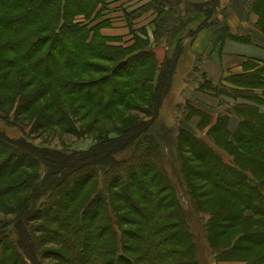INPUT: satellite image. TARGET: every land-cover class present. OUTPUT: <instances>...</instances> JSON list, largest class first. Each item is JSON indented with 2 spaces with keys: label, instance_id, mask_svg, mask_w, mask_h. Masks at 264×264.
<instances>
[{
  "label": "trees",
  "instance_id": "obj_1",
  "mask_svg": "<svg viewBox=\"0 0 264 264\" xmlns=\"http://www.w3.org/2000/svg\"><path fill=\"white\" fill-rule=\"evenodd\" d=\"M102 4L0 0V264H201L166 164L167 132L153 126L202 29L218 54L249 35L232 33L220 0H149L125 12L155 14L151 35L137 21L124 37L101 31ZM246 10L264 34V0ZM173 36L159 62L154 46ZM199 60L185 119L198 115L194 126L205 131L196 135L185 120L176 133L180 180L213 261L264 264V60L245 57L241 71L216 82ZM65 134L91 143L32 140Z\"/></svg>",
  "mask_w": 264,
  "mask_h": 264
},
{
  "label": "rangeland",
  "instance_id": "obj_2",
  "mask_svg": "<svg viewBox=\"0 0 264 264\" xmlns=\"http://www.w3.org/2000/svg\"><path fill=\"white\" fill-rule=\"evenodd\" d=\"M149 0H103V4L101 8L105 9L103 17H105V28L101 30L104 33L108 34H122V36L129 32L131 28H133L135 25L133 23L137 21H147L146 28L149 31V35H151L152 29H148L152 27V24H149L150 19L155 15H150L148 12L142 14L140 17L136 18L135 20L132 19V14H129V16H126L125 11H130L132 9H136L137 7H143L144 3H146ZM224 6L223 4H221ZM227 12H228V7ZM143 10V9H140ZM134 15H139L140 11L136 10ZM200 21V18H198L195 22L192 24L185 23L184 29H188V27H195L196 24ZM132 24L134 25L132 27ZM183 23H179V25L174 26L176 29L178 26L182 25ZM123 27L124 30H120L119 28ZM126 29V30H125ZM179 29V28H178ZM210 31L209 29H202L198 35L196 36L198 43L203 44L204 47H202L201 51L208 49V41H207V34L209 35ZM121 36V37H122ZM119 38L121 41H124L122 38ZM124 37V36H123ZM195 38V39H196ZM194 39V40H195ZM185 44L188 43V38H184L183 40ZM176 38L174 36L171 38L170 43L162 42L159 45L154 46V50L157 54V56H160V49H163L165 52L170 53L172 49L175 46ZM164 43V44H163ZM171 45L169 47V50H166L167 45ZM186 50L183 51V54L181 55V58L179 60L176 72L173 77L171 89L167 96L165 97L162 106L159 110L158 118L153 126L154 133L158 132H167L166 137L167 141L165 142L167 150H166V158H167V166L169 168V171L173 175V178L175 180V186L177 195L179 196V199L181 200V205L185 207L188 212H190V215L192 216V223L191 227L193 229V232L195 234V240L197 244V254L200 260L201 264H213V257L211 254V250L208 247V244L205 240V234H204V226H203V219L194 214L191 211V208L188 203L187 196L185 195V176H183V183L180 180L181 176L178 173V165H177V152H176V145H175V139H176V133L179 131L181 133H185V120L189 123L191 130L198 136H204L203 131L197 129L194 124L198 122L199 116L198 115H192L189 118L185 119V106L187 105L186 99L188 98L190 94V90L193 88V83L190 82V78L188 77V72L192 69V61H193V54L189 50V48H185ZM164 54L160 57L163 58ZM196 62V61H195ZM194 62V63H195ZM202 62V61H201ZM101 65H104L108 68H111L114 66L113 63H106V62H99ZM193 63V64H194ZM240 68H233L232 71L236 72ZM227 73V72H226ZM101 75L100 73L96 74L95 76ZM231 120L229 121V128H231ZM7 131L10 135H18L20 133L19 129L17 127H9L7 128ZM32 140L35 143H48L52 146H63L68 145L75 149H85L87 148L90 143V135L85 137H76L74 135H62L61 137H49V136H41V137H32ZM183 140V139H182ZM93 141V140H92ZM179 148H183L182 145H178ZM223 154L222 151H219ZM180 155V154H179ZM185 156V153H182V157ZM224 156V160H228V157ZM49 263L57 264L54 260L48 261Z\"/></svg>",
  "mask_w": 264,
  "mask_h": 264
},
{
  "label": "crops",
  "instance_id": "obj_3",
  "mask_svg": "<svg viewBox=\"0 0 264 264\" xmlns=\"http://www.w3.org/2000/svg\"><path fill=\"white\" fill-rule=\"evenodd\" d=\"M220 3L228 7L226 22L232 33L244 35L246 38L248 37L247 35H249L248 38H250V40H226L222 44L219 54L217 51L215 52L211 50V33H209V35L207 34V50L201 51L202 47H204V42L203 44H199L197 38L192 41L189 48L193 54L192 65L197 59H200V69L214 82L220 80L221 77L229 72L235 73L232 71L233 68L239 67L240 69L236 72L241 71L240 62L245 57H255L264 60V34L256 25L255 15L247 13L246 6L248 0H220ZM147 27L148 29L152 28H149V26ZM119 29L124 30L123 27H120ZM166 50H169L168 46L166 47ZM159 52L160 56L158 57L156 54V57L159 62H161L167 52L163 49H160ZM163 54V58H160ZM192 91L193 88L190 90V93ZM207 100H210V98ZM232 124H234V121H231V125ZM213 264L216 263L213 261Z\"/></svg>",
  "mask_w": 264,
  "mask_h": 264
}]
</instances>
